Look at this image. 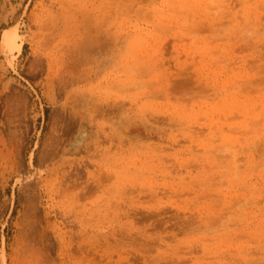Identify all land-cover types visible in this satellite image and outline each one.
Returning a JSON list of instances; mask_svg holds the SVG:
<instances>
[{"label": "rangeland", "instance_id": "rangeland-1", "mask_svg": "<svg viewBox=\"0 0 264 264\" xmlns=\"http://www.w3.org/2000/svg\"><path fill=\"white\" fill-rule=\"evenodd\" d=\"M0 264H264V0H0Z\"/></svg>", "mask_w": 264, "mask_h": 264}, {"label": "bare ground", "instance_id": "bare-ground-1", "mask_svg": "<svg viewBox=\"0 0 264 264\" xmlns=\"http://www.w3.org/2000/svg\"><path fill=\"white\" fill-rule=\"evenodd\" d=\"M17 39H18V35H17L16 31L10 32L8 34V36H7V43L9 45L8 47H9L10 50L13 49V48H15L16 49L15 51L16 52H19L20 46H15V43H16Z\"/></svg>", "mask_w": 264, "mask_h": 264}]
</instances>
